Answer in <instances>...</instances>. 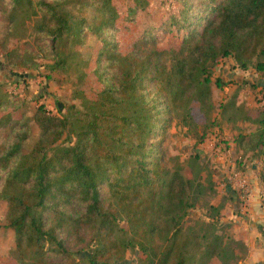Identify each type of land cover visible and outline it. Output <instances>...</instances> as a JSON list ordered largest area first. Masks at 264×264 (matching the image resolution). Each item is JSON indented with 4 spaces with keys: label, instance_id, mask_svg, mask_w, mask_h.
<instances>
[{
    "label": "trees",
    "instance_id": "trees-1",
    "mask_svg": "<svg viewBox=\"0 0 264 264\" xmlns=\"http://www.w3.org/2000/svg\"><path fill=\"white\" fill-rule=\"evenodd\" d=\"M123 1L0 0L6 32L32 43L23 40L22 53L8 50L10 67H30L32 47L51 59L50 69L75 63L82 78L88 60L75 47L85 31L99 43L90 69L100 86L94 98L76 90L80 107L53 112L39 102L30 116L13 117L0 91V196L4 227L13 232L9 255L18 264H113L129 246L138 264H207L213 257L223 263L221 234L201 220L184 225L195 201L192 182L168 165L158 136L194 95H210L208 62L231 55L240 68L264 70V0ZM169 2L176 7L155 23L135 20V36L122 51L116 24L127 26L137 11ZM70 4L89 7L90 20ZM170 32L176 45H160ZM223 105L238 107L233 95ZM256 112L243 116L256 127L235 138L243 151L264 152V108ZM185 119L195 125L190 113ZM31 121L38 135L24 151ZM64 234L86 253L73 255Z\"/></svg>",
    "mask_w": 264,
    "mask_h": 264
},
{
    "label": "rangeland",
    "instance_id": "rangeland-1",
    "mask_svg": "<svg viewBox=\"0 0 264 264\" xmlns=\"http://www.w3.org/2000/svg\"><path fill=\"white\" fill-rule=\"evenodd\" d=\"M114 1L121 5L125 4L123 0ZM68 7L71 12L90 20L89 7L75 4H70ZM174 7H176L174 2H169L167 7L151 3L144 10L137 11L133 16L134 20L127 26H123L121 22L117 23L116 38L120 41V49L126 51L129 48L130 40L135 36V20L141 24L143 19H147L148 24H153L157 20L155 17L163 16L167 10ZM151 29L152 32L155 31L154 27ZM84 34V42L75 47L79 56L88 60L87 66L83 67L85 74L82 78H77L79 66L75 63H71L64 71L50 69L51 59L32 47L30 48L31 66L17 69L9 66L7 52L11 49L22 53L21 42L27 40V43L31 45V37L20 35L16 39L9 35L6 32V21L0 12V91H5L9 100L7 107L3 110L10 112L13 117L30 116L34 106L42 102L53 112L56 108L64 112L69 104L80 107V98L76 90H82L87 97L94 98L100 83L90 68L99 43L91 32L85 31ZM177 38L178 36L174 38L170 32L159 39V44L174 46ZM41 45L42 43H39V46ZM232 64L231 55L208 62L207 71L212 84L210 90L212 89L213 93L211 91L209 96L198 98L194 95L186 106L174 114L158 138H160L159 144L165 153L168 165L177 167L180 173L192 182L191 191L195 201L188 208L186 217L184 215V225L185 219L186 223L193 227H196L198 220H201L205 222V227L211 225V230H216L225 241L226 253L222 259L223 263L213 257L207 264H264V215L261 216L263 218L261 232H258L253 224L256 221L251 219L248 222L247 220L249 215L244 209V192L234 183V172L237 170L246 172L247 169H254L261 179L260 182H264V152L254 148L247 155L245 152L240 153L236 149L235 139L238 133L253 130L256 127V124L249 119L243 118L244 113L248 110L256 112L264 108V83H262L264 70L256 71L251 66L243 68L247 70L245 74H251V76L241 87L242 102L236 108L228 107L223 104L229 98L227 93H230V85L235 83L234 79L228 78L230 77L228 74L231 73L227 72L228 77L224 81L225 86L228 85L227 82H231L226 91L215 88L212 81L221 73V68L233 69L235 66ZM223 93L228 96H222ZM186 112L192 115L195 125L189 124L185 119ZM30 123L31 133L23 143L24 151L38 135L37 127L32 121ZM202 131L204 135L200 140L199 135ZM4 134L5 128L0 127V138ZM67 135L64 134L61 141H65ZM231 141H235V144L232 145ZM251 164L255 165L254 168ZM5 210L6 200L0 196V264H18V261L9 255V249L14 242L13 232L4 227ZM233 212H236L238 221L234 220ZM120 223L124 225V222ZM63 237L64 244L75 250L73 255L78 257L86 253V246L81 248L80 245H74L69 234H64ZM137 255V250L129 246L124 250L122 258L113 264H138ZM52 262H62V259L53 258Z\"/></svg>",
    "mask_w": 264,
    "mask_h": 264
},
{
    "label": "crops",
    "instance_id": "crops-1",
    "mask_svg": "<svg viewBox=\"0 0 264 264\" xmlns=\"http://www.w3.org/2000/svg\"><path fill=\"white\" fill-rule=\"evenodd\" d=\"M235 67L231 70L227 69V68H221L220 70V74L218 75L219 79L223 82L220 86H215V88H218L220 90L224 89L223 91L227 90V87H229V85L231 84V82H227V86H225V80L228 78H232L234 79L233 81L235 82L234 84L230 85V93L228 92L227 94L229 95V97H231L233 95V99H234V104L238 105L240 102H242V99L240 98V90L241 87L244 86V84H246L245 82H247V79H249V77L251 76V74H245L247 72L246 69L240 68L236 65V63L233 60V64ZM254 70V69H253ZM227 72L231 73L228 74ZM228 74V76H227ZM241 81V82H240ZM264 83V82H262ZM212 85V84H211ZM264 85V84H263ZM224 87V88H222ZM211 88V86H210ZM212 91V89H211ZM213 93V91H212ZM226 93V92H225ZM223 93L222 96H226V94ZM231 95V96H230ZM233 120V119H231ZM237 123L239 122L238 120L236 121ZM250 131V130H249ZM249 131H244V132H249ZM243 132V133H244ZM231 144L234 145L235 141H231ZM236 149L240 152V153H244L245 155H247L249 152H251L252 150H247V151H243L242 148L236 144ZM232 148L234 146H231ZM218 148V147H217ZM235 148V147H234ZM254 150V149H253ZM253 166H255L254 164H251V167L254 168ZM240 171V170H239ZM238 170L235 171L234 173H238ZM245 172V171H242ZM247 177H248V181H249V188H248V192L244 193L243 195V199H244V209H246L248 212V217L247 220L248 222L253 219V221L255 223L254 227L258 230V232L260 231V228H262V219L261 216L264 215V199L259 198V193L261 191L264 190V182L261 183L260 182V178L257 175V172H255L254 169H247V171L245 172ZM235 180L237 179V176L235 175ZM236 182V181H235ZM235 218L234 220L238 221V217L236 215V212H233L232 214Z\"/></svg>",
    "mask_w": 264,
    "mask_h": 264
},
{
    "label": "built area",
    "instance_id": "built-area-1",
    "mask_svg": "<svg viewBox=\"0 0 264 264\" xmlns=\"http://www.w3.org/2000/svg\"><path fill=\"white\" fill-rule=\"evenodd\" d=\"M237 176V179L234 181V183L237 184V187L240 188L244 193L248 192L249 188V181L248 177L245 172L239 171L238 173H234ZM231 178V177H230ZM259 198L264 199V190L259 193Z\"/></svg>",
    "mask_w": 264,
    "mask_h": 264
}]
</instances>
